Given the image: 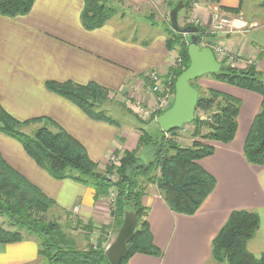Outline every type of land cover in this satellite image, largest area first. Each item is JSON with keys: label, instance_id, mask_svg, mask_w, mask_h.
Masks as SVG:
<instances>
[{"label": "crops", "instance_id": "0c3cea01", "mask_svg": "<svg viewBox=\"0 0 264 264\" xmlns=\"http://www.w3.org/2000/svg\"><path fill=\"white\" fill-rule=\"evenodd\" d=\"M166 1L111 2L116 14L102 27L93 30L85 29L81 23L83 0H35L24 15L8 17L0 14L2 108L20 121L39 117L52 119L83 145L99 167L106 163L111 151L137 149L139 132L145 129L133 119L125 122L128 126L123 131L120 122L93 120L69 100L50 91L46 83H96L108 90L111 98H123V107L132 114L129 106L132 101L138 100L144 106L152 107L155 98L143 74L149 70L168 74L175 51L168 49L167 35L158 25L148 24L147 18L143 17L138 28L131 27L123 20V13L126 7L144 10L147 3L162 6ZM168 1V7H171L164 25L168 24L170 11L178 0ZM260 3V0L247 1L246 5L245 0H219L218 3L199 0L196 6L190 4L191 14L187 19L195 16L200 20V28L206 34L202 46L213 50L220 47L226 56L222 63L246 69L251 59L250 66L264 79V21L261 20L264 19V6ZM249 4H253L254 9L249 8ZM216 8L222 14L233 15L231 32H212L210 17ZM225 8L235 9L237 13L225 11ZM215 57L218 60V56ZM204 78L198 80L201 88L214 89L241 101L233 140L226 144L210 141L209 144L214 146L213 154L198 161L214 177L215 186L193 215L173 212L156 186H148L141 202L147 210L146 221L153 243L161 255L135 253L126 264H211L212 240L230 213L239 209L255 211L259 215V228L246 247L255 257L264 256V166L250 164L243 156L244 140L259 110L261 96ZM152 122L155 120L148 123ZM157 130L159 132L160 128ZM182 139L189 140L185 136ZM0 155L51 198L61 211L73 212L77 207V219L93 223L92 234L105 227L116 235L117 218L111 222L107 219L111 213L109 205L104 197L95 200L92 188L71 179H53L19 142L1 132ZM0 264H43L38 256L37 240L28 238L0 243Z\"/></svg>", "mask_w": 264, "mask_h": 264}, {"label": "trees", "instance_id": "16d2710c", "mask_svg": "<svg viewBox=\"0 0 264 264\" xmlns=\"http://www.w3.org/2000/svg\"><path fill=\"white\" fill-rule=\"evenodd\" d=\"M34 1L0 0V14L8 17L24 15L29 12ZM114 1L122 2L83 0L80 15L83 27L87 30L102 27L116 14V9L110 6ZM181 1L182 9L189 8L193 2ZM260 5L264 6V1ZM224 10L237 13L231 8ZM168 27L167 47L169 50H176L182 59V67L169 72L172 75L171 90L174 94L176 78L189 65L188 44L181 33L172 30L170 22ZM199 29L202 36L206 35L200 27ZM206 76L261 96L259 110L244 140L243 156L250 164L264 166V80L252 66L237 69L222 62L219 72ZM194 81L190 84L198 91L199 96L196 119L191 123L192 130H189L191 138L194 139L191 146L181 147L175 139L166 137L165 134H160L158 139L153 138L141 129L137 149L122 151L119 162L107 166L104 173L97 170L98 164L90 159L83 145L48 117L20 121L7 113L0 104V132L19 142L35 163L53 179H71L88 186L94 190L95 200L107 196L110 188L115 191L114 210L111 215L113 220H118L117 230L122 224L125 211H132L137 217L134 236L127 243L128 254L120 264H126L135 253L160 256L161 251L154 245L146 221L147 210L141 202L145 193L143 183L155 185L173 212L193 215L215 186L214 177L198 161L213 154L214 146L209 144L210 141L229 143L237 129L241 101L214 89L202 90L201 87L193 85ZM46 85L50 91L69 100L89 118L115 123L102 109L111 98L109 91L98 84L91 82L79 85L71 81H48ZM162 112L159 111L155 116L158 117ZM199 114L206 115L208 120L201 119ZM31 124L41 126L32 135H28L23 128ZM177 131L169 134L173 136ZM146 146L152 148V158L142 163L138 152ZM105 174H115L116 181H110ZM54 207L58 208L51 198L28 182L0 155V218L5 219L0 223V243H15L34 238L37 240L38 256L43 264H110L99 241L96 245L90 241L93 223H83L76 219V227L68 226L67 223L63 225L59 218L47 216V212ZM62 212L67 217L71 216L67 211ZM259 223V215L255 211H232L212 240L211 258L221 264H264V256L255 257L246 247L247 241L259 228ZM79 227L84 232L78 231ZM101 229L105 230V227ZM78 232L83 234L82 246L77 238Z\"/></svg>", "mask_w": 264, "mask_h": 264}, {"label": "rangeland", "instance_id": "374dc122", "mask_svg": "<svg viewBox=\"0 0 264 264\" xmlns=\"http://www.w3.org/2000/svg\"><path fill=\"white\" fill-rule=\"evenodd\" d=\"M193 1H196L197 3L199 2V0H193ZM203 1V0H201ZM248 2H251L253 0H245V5L246 3ZM259 1V0H257ZM261 2H263L264 0H260ZM168 0L162 5V6H155L153 4H150V3H147V6L150 7V9H148V7L146 9H142L140 7H126V12L124 11V16H123V20H125L128 25H130L131 27H135V28H138L139 27V24L143 23V17H146L147 18V23L152 25V26H159L160 29H163L164 32L168 35V24L164 25V19L167 18V15L168 14ZM173 3V2H172ZM171 5V3H170ZM249 8L251 7V9H254L253 7V4H249ZM256 8V7H255ZM217 9V8H216ZM220 11V10H218ZM229 12V11H228ZM221 13V12H220ZM179 26L180 27H183L185 25H189L190 22L189 20L187 19L191 13H190V10L189 8H184L180 11L179 13ZM224 16L228 17L229 19H231V17H233L232 14H223ZM262 21H264V19H261ZM170 21H168L169 23ZM146 29L148 30V28L146 27ZM182 37H184L183 34H181ZM184 39V38H183ZM230 54H228L229 56ZM175 56H179L178 52L175 50ZM227 56V57H228ZM176 57L173 58V60H175ZM229 58V57H228ZM232 61H236L234 60V58L231 59ZM248 61H250L248 64L249 66L252 64V60L249 59ZM261 77V76H260ZM210 76H206L204 79H209ZM264 80V79H263ZM147 85L150 86V83L147 81ZM193 85L196 86V87H200L198 85V81H194L193 82ZM203 90V88H202ZM202 92V91H201ZM121 101H124L123 98H121L120 96H117L116 98L113 97L109 100L106 101V103L102 106V109L103 111H105V113L107 115H109L114 121L116 122H120L122 124V131L126 129V127L128 126L127 124H125L126 121H128L129 119L130 120H134L135 122H137V124L139 126H141L142 128H144L153 138H156L158 139L160 134H165L166 137H169V138H172V139H175L176 142L178 143V145H180L181 147H190L191 144H192V141H190L192 138H191V131H187V132H181L180 129L176 132L173 138V136L169 133H163V131H160L158 132V125L156 124V122H152V123H148L152 120H155L156 118H154V116H150V117H143L138 111H137V107H136V104L133 103V101L131 102V104L129 103V106L133 112V114L131 112H129L127 109H125L123 107V103ZM173 101V100H172ZM172 101H171V104H172ZM170 104V105H171ZM141 106V105H140ZM143 107H146L142 104ZM129 120V121H130ZM146 123V124H145ZM127 125V126H126ZM190 125V130H192V126L191 124H188ZM41 124H32V125H28L27 127L23 128V131L28 134V135H32L33 132L38 128L40 127ZM126 126V127H125ZM152 128H155L156 130H152ZM185 136V139H189V140H183L182 137ZM187 136V137H186ZM152 148L149 147V146H146V147H142L139 152H138V156L140 157V162L142 163H146L147 160H150L152 158ZM113 153L116 155V157H119L120 159V156L122 155V151H119V150H114V151H111L109 152V155H108V158H107V161L106 163L99 167L98 166V171L99 172H103L105 171V168L109 165H112L111 162H110V158L111 156H113ZM105 176L110 180V181H116V175L115 174H105ZM145 185V190L148 186L150 185H153L151 183H147V182H144L143 183ZM113 189L110 188L109 192H108V195L105 196V201H107V203H110L111 201V191ZM114 202H115V198H114ZM113 202V204H114ZM109 210L110 212H112L114 210V206H110L109 207ZM71 216L67 217L66 215L63 214V212L61 210H59L58 208H52L50 209L48 212H47V216H49V218H56L59 220V222H61L63 225H65L67 223V225L71 226V227H76L75 226V221L77 219V214L76 212H69ZM67 219L69 220V222H67ZM110 222L113 220L112 218V215L111 213L108 215V218H107ZM2 221H5L4 218H0V223ZM7 227V225H4ZM78 231H82L84 232V230L82 229V227H79V230ZM73 232H76L75 230ZM72 232V235H74V233ZM118 232V231H117ZM116 232V234H117ZM114 232L112 230H98L96 233L94 234H91L93 235L92 238H90V241L96 245L97 242L100 243L102 245V247L104 249H106L115 239V236H113ZM90 235V236H91ZM83 234L79 233L78 232V235H77V238H78V241H80V246H82V240H83ZM211 264H221V263H218L216 260L212 259L211 258Z\"/></svg>", "mask_w": 264, "mask_h": 264}, {"label": "water", "instance_id": "95a60500", "mask_svg": "<svg viewBox=\"0 0 264 264\" xmlns=\"http://www.w3.org/2000/svg\"><path fill=\"white\" fill-rule=\"evenodd\" d=\"M183 4L178 0L169 15L172 30L181 33L187 42L188 67L176 78L172 104L164 110L155 122L164 133L179 130L196 119V104L199 93L190 82L205 75L217 73L221 69L213 50L202 46L203 36L195 25L180 27L178 14ZM137 227V217L132 211H125L123 221L114 241L105 249L110 264H120L128 254L127 243L133 238Z\"/></svg>", "mask_w": 264, "mask_h": 264}, {"label": "built area", "instance_id": "2783aa9c", "mask_svg": "<svg viewBox=\"0 0 264 264\" xmlns=\"http://www.w3.org/2000/svg\"><path fill=\"white\" fill-rule=\"evenodd\" d=\"M193 6H196L197 3L192 2ZM168 20V19H167ZM169 21V20H168ZM190 24L189 25H195L198 28L201 27L200 20L198 18H195V16H192L189 19ZM231 19L224 16L218 9H214L211 17H210V27L212 32L216 33H228L232 31V25H231ZM213 50V49H212ZM214 54L218 56V61L221 62L222 59H224L225 52L220 47H215L213 50ZM175 60H173L171 64V69H180L182 67V59L178 56H175ZM143 77L150 83L149 91L151 94L154 95L155 103L152 107H143L141 101H134L133 103L136 104L137 111L143 116V117H150L154 116L156 118V114L159 111L166 110L173 100V92L171 90V81H172V75L164 74L162 75L156 70H149L146 71L143 74ZM141 105V106H140ZM200 115V114H199ZM201 119L208 120V117L206 115L201 114ZM190 125H184L182 128H180L181 132H187L190 130ZM110 162L112 165H116L119 162V157H116V155L113 153V156L110 158ZM111 202L108 203L109 207L114 206V198H115V191H111ZM77 211V207L73 210V212Z\"/></svg>", "mask_w": 264, "mask_h": 264}]
</instances>
